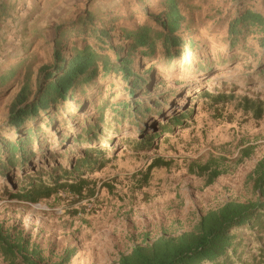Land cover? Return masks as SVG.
<instances>
[{
    "label": "rangeland",
    "instance_id": "374dc122",
    "mask_svg": "<svg viewBox=\"0 0 264 264\" xmlns=\"http://www.w3.org/2000/svg\"><path fill=\"white\" fill-rule=\"evenodd\" d=\"M210 1L202 12L205 25L191 38L199 45L197 51L173 61L169 70L155 68L157 62L151 60L136 67L139 74L150 71L151 83L137 101L154 113L149 112L133 133L129 129L111 137L101 167L82 177L87 183L82 195L60 192L27 203L7 197L5 191L14 186L11 180L0 179L3 234L28 240L44 263L116 264L135 245L163 234L192 231L200 216L227 202L256 201L248 177L264 157V79L254 76L257 65L252 55L264 53L242 55L240 64L231 61L220 43L225 30H211L215 11L209 8L226 13L232 5L228 0ZM7 4L9 19L0 22V71L9 64L3 63L6 57L23 44L31 45L36 54L29 63L32 70L48 63L58 25L91 6L104 10L119 0H7ZM118 33L115 28L113 34ZM198 60L209 66L196 72ZM124 86L121 79L110 78L99 87V98L112 97L115 106L128 102ZM226 86L231 93L225 102L205 100L215 88ZM17 92L18 86H13L0 95V130L7 129L8 108ZM182 113L188 118L181 125L163 117ZM166 124L172 130L162 133ZM144 139L151 143L130 147ZM214 169L221 174L209 184ZM252 248L255 255L256 246ZM69 253L72 256L66 259Z\"/></svg>",
    "mask_w": 264,
    "mask_h": 264
},
{
    "label": "trees",
    "instance_id": "16d2710c",
    "mask_svg": "<svg viewBox=\"0 0 264 264\" xmlns=\"http://www.w3.org/2000/svg\"><path fill=\"white\" fill-rule=\"evenodd\" d=\"M210 2L119 0L104 10L91 6L55 28L48 63L32 70L29 63L36 54L24 44L4 57L3 63L9 64L0 71V95L18 86L8 108L7 129L0 130V179L11 180L14 186L6 196L38 203L60 192L82 195L87 188L82 177L101 167L111 137L132 132L149 112L154 113L137 101L151 83L150 71L139 74L136 67L151 60L157 62L155 68L169 70L173 61L197 51L199 45L191 38L205 25L202 12ZM228 2L232 8L226 13L210 6L215 11L211 30H225L220 43L231 61L240 64L242 55L264 53V0ZM9 10L7 0H1L0 22L9 19ZM115 28L118 34H113ZM252 57L257 65L254 76L264 79V54ZM199 62H194L196 72L209 66ZM110 78L126 84L128 102L115 106L112 97L99 98V87ZM228 93L227 86L215 88L205 100L223 103ZM119 116L125 125L123 120L117 122ZM163 117L174 125L188 118L184 113ZM171 130L169 124L161 127L162 133ZM139 143L130 147L151 142ZM220 174L212 170L209 184ZM248 178L255 202H227L200 216L192 231L163 234L135 245L116 264H264V157ZM0 258L4 264H48L28 240L1 231Z\"/></svg>",
    "mask_w": 264,
    "mask_h": 264
},
{
    "label": "bare ground",
    "instance_id": "6f19581e",
    "mask_svg": "<svg viewBox=\"0 0 264 264\" xmlns=\"http://www.w3.org/2000/svg\"><path fill=\"white\" fill-rule=\"evenodd\" d=\"M230 76H225V77H223V79H228Z\"/></svg>",
    "mask_w": 264,
    "mask_h": 264
}]
</instances>
